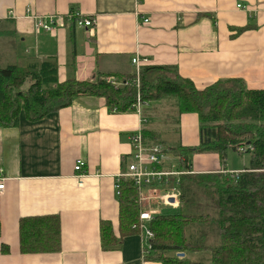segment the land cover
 <instances>
[{"label": "crops", "instance_id": "0c3cea01", "mask_svg": "<svg viewBox=\"0 0 264 264\" xmlns=\"http://www.w3.org/2000/svg\"><path fill=\"white\" fill-rule=\"evenodd\" d=\"M72 12L94 20L93 28L71 26ZM47 16L56 19L54 33H35L33 19ZM246 25L255 27L235 35ZM0 37V62H10L3 66L52 57L60 82L134 72L137 58L140 67H176L196 88L238 78L248 90H264V0H0ZM166 109L161 101L147 110L157 118ZM155 122L80 97L40 121L21 117L16 127L0 128V264H160L144 259L140 237L104 252L98 236L100 220L117 229L114 185L133 152L131 135L157 129ZM173 133L175 146L195 148L197 115H180ZM76 160L85 163L81 175ZM190 162L196 173L240 172L248 158L224 168L215 154H194ZM54 214L60 252L21 254L19 221Z\"/></svg>", "mask_w": 264, "mask_h": 264}, {"label": "trees", "instance_id": "16d2710c", "mask_svg": "<svg viewBox=\"0 0 264 264\" xmlns=\"http://www.w3.org/2000/svg\"><path fill=\"white\" fill-rule=\"evenodd\" d=\"M252 27L236 28L235 35ZM26 62L0 67V128L16 127L21 117L40 121L80 97L102 98L109 111L125 113L134 109L138 95L140 102L146 103L141 115L150 122L157 118H151L147 109L166 100L175 112L171 122L176 127L180 115H197L199 143L195 148L169 146L151 127L140 130L145 148L160 146L176 159L174 163L166 159L150 169L178 173L150 184L161 195L176 193L178 206H161L159 214L144 224L152 234L143 246L144 259L160 264H264V90H248L238 78L196 88L173 66L139 67L137 75L135 70L99 72L93 81L70 77L60 82L55 58ZM231 152L249 155L240 172L196 173L191 169V155L215 154L224 168ZM116 197V231L110 221H99V243L104 252L118 250L124 238L143 233L138 189L130 178L118 179ZM18 230L21 254L61 250L56 214L22 218ZM179 253L184 257L178 258Z\"/></svg>", "mask_w": 264, "mask_h": 264}, {"label": "built area", "instance_id": "2783aa9c", "mask_svg": "<svg viewBox=\"0 0 264 264\" xmlns=\"http://www.w3.org/2000/svg\"><path fill=\"white\" fill-rule=\"evenodd\" d=\"M236 7L242 8L241 5H237ZM73 16L75 18L74 26L76 28H93L94 20L88 17H82L77 13H75ZM144 22H147V20H144ZM56 24V19H54V17H35L33 19V28L35 33H54ZM131 64L135 66V73L137 75L140 67L139 60L137 58H133L131 60ZM107 81L111 82L112 79H107ZM144 106H146V103H141L139 96L137 95L136 104L133 106L134 110L138 114H141ZM143 123H145L144 120ZM136 133V135L131 137V144L134 150L132 153V160L127 165L126 172L124 174H120L118 179L121 177L130 178L138 189V199L142 207L139 220L141 222V228L143 229V233L140 235V240L142 242L141 248L143 252V246H145L146 242L152 238L151 232L146 229L144 224L147 223L153 215L159 214L161 206L171 208H176L178 206L176 193L171 192L161 195L160 190L156 187L150 186V184L154 182H160L162 177H168L169 175H176L178 173L158 172L150 169V167L153 165L157 166L165 162L167 155L160 146H155L151 149L145 148L141 144L140 130ZM84 165L85 163L83 160H76L73 169L78 175H81ZM118 179L114 185L116 194H118ZM3 181L4 179H0V191L4 188ZM170 200H172V202H170Z\"/></svg>", "mask_w": 264, "mask_h": 264}, {"label": "rangeland", "instance_id": "374dc122", "mask_svg": "<svg viewBox=\"0 0 264 264\" xmlns=\"http://www.w3.org/2000/svg\"><path fill=\"white\" fill-rule=\"evenodd\" d=\"M1 38V37H0ZM4 44V43H3ZM3 44H1V46L3 45ZM7 49V51H8V47L7 46H9L8 44H5L4 45ZM10 53V52H9ZM3 57H5L6 58V55H4ZM10 57H13V54L11 53L10 54ZM1 60H2V62H0V67H2L3 66V62H5L4 61V59L3 58H1ZM11 61V60H10ZM5 63H10V62H5ZM15 63L17 64V65H23V64H21V63H19L18 61H15ZM27 63V62H26ZM25 63V64H26ZM8 65V64H7ZM165 103H166V105H167V109L166 110H164L163 112V114H159L158 113V117H157V120H155L156 122H155V124H156V128L157 129H159L158 131L160 132V134H161V137L165 140V141H167V143H168V145L169 146H173L174 145V133H173V127H174V125H173V123L171 122V121H173L172 120V118L173 117H171V115H172V109L169 107V101H167L166 102V100L164 101ZM171 111V112H170ZM156 115V114H155ZM156 118V117H155ZM232 154H234V153H229V155H228V157H227V164H228V166H230V163H231V161H232V159L234 160V161H240V158L241 157H243V158H249V155L247 154V153H243V155H232ZM192 156L193 155H191L190 156V159L192 160ZM172 158H170L168 155H167V160H169V161H172V163H174V161H176V159H174V157L173 156H171ZM206 257H208V256H206ZM191 258H194L193 256H191ZM207 259V258H206Z\"/></svg>", "mask_w": 264, "mask_h": 264}, {"label": "water", "instance_id": "95a60500", "mask_svg": "<svg viewBox=\"0 0 264 264\" xmlns=\"http://www.w3.org/2000/svg\"><path fill=\"white\" fill-rule=\"evenodd\" d=\"M170 202H172V200H170ZM178 258H183L184 257V254L183 253H179V254H176Z\"/></svg>", "mask_w": 264, "mask_h": 264}]
</instances>
